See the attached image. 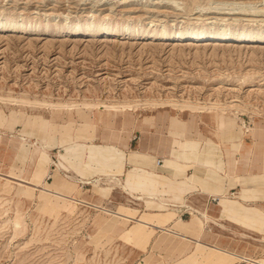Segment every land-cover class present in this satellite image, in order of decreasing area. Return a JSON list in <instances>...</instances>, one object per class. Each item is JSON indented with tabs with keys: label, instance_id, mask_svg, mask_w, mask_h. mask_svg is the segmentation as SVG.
Segmentation results:
<instances>
[{
	"label": "rangeland",
	"instance_id": "374dc122",
	"mask_svg": "<svg viewBox=\"0 0 264 264\" xmlns=\"http://www.w3.org/2000/svg\"><path fill=\"white\" fill-rule=\"evenodd\" d=\"M173 1L179 4V11L176 4L155 9L141 5L145 0H130L127 5L121 4L123 0H0V24L7 28L23 24L30 30L26 34L0 33V264H246L237 254L249 255L255 261L250 264L264 263L263 230L247 231L225 213L210 212L227 229L213 227L202 242H195L197 231L188 214L180 217L187 237L179 238L166 231L159 208L127 203L120 189L101 197L97 185L79 184L55 171L53 164L60 154L77 175L89 179L92 171L99 172L92 181L107 174L121 177L107 168L119 163L122 155L95 139L133 137L135 148L140 131L146 128L154 136L158 129L161 136L163 128L170 132L181 125L193 130L194 137L207 134L217 143L218 122L239 133L229 139L239 138L243 127L245 131L258 127L255 136L241 135L237 150L244 139V149L254 143L263 147L264 42L195 47L58 36L65 29L91 23L129 26L142 32L163 27L173 31L229 28L264 36V0H243L250 2L243 9L254 13L253 18L233 11L215 15L214 24L209 23L213 21L209 16L198 13L234 0ZM146 10L153 11L147 14ZM206 107L212 108L208 111ZM222 107L226 110L221 111ZM109 108L123 109L125 114L105 119ZM68 123L71 127L66 131L62 127ZM106 123L114 129L124 125L131 133L119 131L120 135L118 130L104 128ZM136 129L140 130L137 134ZM20 134L28 143L17 148ZM50 138L64 143L48 150L52 171L46 174L42 189V178L38 185L27 181L34 168L32 161H39L36 173L47 166L40 153H35L34 141ZM219 141L222 149L230 144ZM141 154L145 155L128 151L126 158L133 164ZM10 165L9 176L17 178L16 171L21 170L22 181L6 177ZM53 176L62 179L55 178V189L47 186ZM144 178L125 180L127 185L137 186ZM142 206L155 210L145 213L148 216L144 217L151 215L147 223L139 219ZM16 215L20 227L14 225ZM157 221L161 223L158 229L151 226ZM256 236L258 240L253 242Z\"/></svg>",
	"mask_w": 264,
	"mask_h": 264
},
{
	"label": "crops",
	"instance_id": "0c3cea01",
	"mask_svg": "<svg viewBox=\"0 0 264 264\" xmlns=\"http://www.w3.org/2000/svg\"><path fill=\"white\" fill-rule=\"evenodd\" d=\"M217 124L218 133L216 135H218L219 140H221L222 143L228 142L231 146L227 144L222 149L217 144L221 143L219 140L215 143L207 134L204 135L205 138H203L202 134H197V136L194 137L192 134L193 130H189L183 126L181 127V125L173 127L170 132L163 128V134L161 136L158 129L155 136L152 134L153 131L150 128H146L144 130L145 132L136 129V134L140 131V136L135 148H132L131 144L133 137H128L127 139L125 137L122 140L118 135H115L116 139L108 140L97 137L95 141L99 143H114L117 145L115 147L117 148V155H122V158L119 163L114 164L113 167H111L112 165L108 166L107 171L121 175L123 179H129L130 181L128 180L127 182L135 181L136 178L143 179L147 177L146 181L150 180L159 183V186L156 188L159 192L166 193L165 190L171 189L173 193H178L184 198L188 197L187 199L190 200L198 196L201 201H207L205 206L209 208L210 212L216 210L219 213H225L228 215L229 219L242 226V228L250 230L252 233H257V230H263L264 232V146L260 147L257 143H254L252 147L244 149V145L246 144L244 139L243 143H240L242 145H240L238 150H233L232 148H237L239 139H229L228 137L239 133H236V130L232 127H223L219 122ZM205 131L206 129L203 130L204 133ZM118 133L120 132L118 131ZM225 138L227 139L225 140ZM122 143H124V145ZM167 147H169L168 150ZM136 150L145 153V155H138L139 160L131 164L126 158L127 153L128 151ZM171 150L173 157L172 167H167L163 157L169 155ZM154 157H157L158 160H154ZM117 159H119L118 156ZM32 162L34 163V168L31 177H28L30 180L27 182L38 185L41 178L42 182L46 181L47 166L45 171L42 170V172L36 173V167L39 161ZM27 163H30V161ZM27 163L24 162V164ZM11 165L8 176L6 177L16 181H22L21 178L23 175L21 170L16 171L17 175L19 174L17 178L9 176L11 173ZM18 168L20 169V167ZM150 170L153 174L151 176L146 173L147 171L150 172ZM213 170L216 173H214ZM92 172L93 174L89 175V179L91 180L99 175V172ZM80 175L88 178L87 175ZM80 175L78 174V176ZM59 177L60 176L51 177L53 181L51 184L47 182V186L54 188L52 184L55 178H57L58 182L62 180L61 177ZM44 188L45 186L42 189ZM223 194H227V197L223 203H221L219 199H222ZM141 208V218L139 219L147 223L148 221L146 219L151 218V215H149V217H144L148 216L145 213L147 211L151 212L153 209L148 210L145 206ZM187 208L188 207L179 205L174 208V212L177 214L176 218H180L184 214H188L190 218V209ZM209 233L210 232L205 233L204 237ZM256 237L253 242L258 240V237ZM262 243L263 245L261 246L264 248V242ZM262 257H264V254ZM261 264H264L263 261Z\"/></svg>",
	"mask_w": 264,
	"mask_h": 264
},
{
	"label": "bare ground",
	"instance_id": "6f19581e",
	"mask_svg": "<svg viewBox=\"0 0 264 264\" xmlns=\"http://www.w3.org/2000/svg\"><path fill=\"white\" fill-rule=\"evenodd\" d=\"M140 1H143V0H140ZM153 1H156V2H153ZM129 2H130V0H123V2H121V4L122 5H127ZM193 3H195V2H193ZM226 3L227 2L219 3L216 7L212 8L211 11H209V12H205L206 10L205 11L201 10L198 13V16H209V18H207V19H213V21L210 20L211 21V22H209L210 24L216 23V19L217 18L214 17L215 15H225V14L226 15H231V12H233V11H239L237 14L242 15V17H244V18H253V17L256 16V15H254V13H246L245 12V10L243 9V7L245 6V4L247 2H245L243 0L242 1H240V0H234V1H232V3H229V4L227 3L228 4L227 7H225V6L223 7V5H225ZM249 3H247V4H249ZM169 4H170V7L173 6V4H176L175 5L176 6V10L179 11L180 8L177 9V7H178L179 4L176 3V2H174L173 0H167V1H165V0H145V2H142L141 3V5H143V6H147V7L153 6L154 9L155 8H159V7H162V6H166V8H167V7H169ZM175 6H173V7H175ZM238 6H241V7H238ZM252 7L254 8V6H252ZM207 9L209 10L210 8H207ZM250 9H251V6H250ZM174 10H175V8H174ZM183 10H184V8H183ZM226 10L228 12H226ZM146 11H147L146 13L148 14V13H150L153 10H146ZM190 15H193V14H190ZM145 16L146 15H144V17ZM145 18H148V16H146ZM241 20L242 21L245 20V21H248V22H254L255 21L254 19H241ZM233 21H235V23H237V20L234 19ZM217 28H219V27H217ZM170 29L169 28H166V27H163L161 29L155 28L154 30H151L150 32H148V31L147 32H142V31H138L139 29L136 30L135 28H131L129 26H126V27H123L122 28L121 26H119V27H113V26H111V24L110 25H107V26H102V25H99V24H96V23H91V24L86 25V26H79L78 25V26H74V27L65 29L64 31L61 32V35H58V36L59 37H62V38H66L68 40H79V39L80 40L81 39H88V40H92V39H103V40H111V39H131V40H138V41H142V42L149 41V42H152V43L153 42L154 43H161L163 45H166V44H170V45L171 44L181 45L183 43H186L188 46L191 45V46H195V47H199L201 45L205 46V45H209V44H213L214 47H215L216 45H232V44H240L241 45V44L262 43V42H264V36H257V35L255 36L252 33H249V32H247L245 30H243L242 32H236L234 30L232 31L229 28H221V29H218V30H214V29H211V28L202 29V30H200L199 28H195V29L193 28V29H190V31H189V29L187 30L185 28L184 29L177 30V31H173V30H170ZM28 31H30V30L27 28V26H25L23 24H16L15 23L10 28H7L5 25L0 24V33L10 32L12 34H26ZM211 108L212 107H206V109L208 111ZM214 109H217V108H214ZM224 110H226V108L225 107H222L221 111H224ZM106 113L107 114L105 116H103V118H105V119L113 118L114 115H117V114H121V115H124L125 114L124 111H123V109H119V108L118 109H114V110H112L110 108L109 109H106ZM217 120L219 121V118ZM125 124H126V122H125ZM126 126H127V124H126ZM50 127H51V131H52L53 130L52 127H54V125H51ZM55 127H58V126H55ZM61 127H62V125L59 126L58 128H61ZM70 127H71V125H70V123H68V124L63 125L62 128L65 129L66 131H69ZM114 127L115 126H111V127L108 126V123H106V125L104 126V128H106V129H108L110 131L111 130H113V131L114 130H118V131L130 132L129 131L130 130L129 127L127 128L124 125L121 126V127H119V128H117V129H114ZM244 128L246 129V127H243V130L241 132V135L245 137V136H248V134H250L251 136H255V134H256L255 131H257L256 129L258 127L257 128L256 127H254V128H252V127L251 128H247L246 131L244 130ZM260 130H262V129L260 128ZM104 133H107V132H104ZM241 135L238 138L239 139L238 142L241 140ZM19 136H20V138H19L20 141H19V145H18L17 148H19L21 144L28 143L26 141V139H27L26 136L21 135V134ZM34 142H36V144L33 145L34 151H35V153H40L41 160L47 161L46 162L47 163L46 174H49L52 171L50 169V167H51V164L53 163V161L51 160V158L49 156L48 150H50V148L52 146L56 145V144L59 145L61 143L63 145L64 141H63V139H60L59 141H56V138H50L47 141H39V140L36 139V141H34ZM103 144L104 145H107V146H111V147H116L117 146L114 143H103ZM122 144L124 145V143H122ZM29 146H30V144H29ZM168 148L169 147H167V150H168ZM209 148H211V147H209ZM232 149L233 150H236L237 148H232ZM154 150H155V148H154ZM161 154H162V152H161ZM57 157L59 158L58 159L59 161L54 162L53 165L56 168L55 171L59 172L63 176V178H65L67 180H70V181L78 182L79 184L97 185L99 187L100 196L101 197L108 196L112 192H114V190L116 191V189H120L121 192H123L124 195L126 196V197L125 196L124 197H125V200L127 201V203L136 202L138 205L139 204H149L151 206L154 205V207L159 208L160 211H157V213H163V216L164 217L162 219H164V222H166V224H163L162 223V225L167 226L165 229H166V231L168 233H171V234H174L176 236L183 237V238H186L187 237L186 235L183 234V231H182V229L180 227V225H183L184 226V224L182 222V219L176 218L177 217V214L174 212V208H176L178 205L179 206L188 207L187 209H190V211H189L190 212V218H189L190 219V223H191V226L193 227V230L194 231H197L196 232L197 233V235H196L197 238L195 239V242H202L203 239L205 238L204 237V234L205 233H208V232H211L213 227H216L218 230H220V229H223V230L227 229V226L225 225V223L223 222V220L221 218H216V217H214V216L211 215V213L209 211V208H207L205 206V204H206L207 201H203V200L201 201L200 198H198V196L194 197L195 199L191 198V200H190V199H187L188 197L187 198H184V197H181L178 193H173L171 189L165 190L166 193L159 192V191L156 190V187L159 185V183H156V181L154 182V181H150V180L143 181L142 183L138 184L137 186L127 185L125 179H123L121 177H117L116 175H113V174H107L104 177H100L99 179H97L95 181H92L90 179H87V178L78 176L77 173L74 172V170H72L69 166H66L64 164L63 158H62V156H60V154H58ZM172 158H173L172 157V150L170 151L169 155H167L166 157H163L164 163H165V165L167 167H172L171 166L172 165ZM199 164H200V162H199ZM208 171H207V173H208ZM146 173L149 176L153 175L151 173V170H150V172L147 171ZM214 173H216V172L214 171ZM162 187H163V185H162ZM139 189L141 190V192L138 191ZM226 197H227V194H225V195L223 194L222 195V199H219L220 202L223 203V201L226 199ZM161 210H163V211H161ZM15 212H16V210H15ZM15 217L16 218L14 220V225H15V227H20V225H21L20 217H19V215H16ZM227 220H229V219H227ZM34 221H36V220H34ZM34 221H33V223H34ZM151 226L158 229V228H160L161 223L157 221V224L156 225L151 224ZM229 226H230V224H229ZM231 226H232V224H231ZM38 228H40V227H38ZM247 231H244V232H247ZM236 236H238V235H236ZM249 238H251V237H249ZM262 242H264V239H263ZM214 247L217 248L219 246H217V244H214ZM244 255H246V254H244ZM244 255L237 254V256H239V258L244 263H246V264H250V263L254 262L253 259H251L248 256H244ZM258 264H261V263H258Z\"/></svg>",
	"mask_w": 264,
	"mask_h": 264
}]
</instances>
